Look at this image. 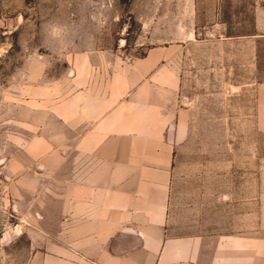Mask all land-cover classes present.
I'll return each mask as SVG.
<instances>
[{"label": "crops", "instance_id": "obj_1", "mask_svg": "<svg viewBox=\"0 0 264 264\" xmlns=\"http://www.w3.org/2000/svg\"><path fill=\"white\" fill-rule=\"evenodd\" d=\"M254 43L257 63L264 35ZM183 53L181 41L133 59L79 49L60 78L34 81L8 186L16 213L26 206L15 214L27 224L25 264H264V165L253 181L223 182L217 199L209 182L204 195L177 192L188 186L173 181L170 136L186 110L176 107ZM255 126L264 137V82Z\"/></svg>", "mask_w": 264, "mask_h": 264}, {"label": "rangeland", "instance_id": "obj_2", "mask_svg": "<svg viewBox=\"0 0 264 264\" xmlns=\"http://www.w3.org/2000/svg\"><path fill=\"white\" fill-rule=\"evenodd\" d=\"M261 35L264 0H0V264H25L30 254L27 224L18 219L26 206L16 213L8 186L15 136L29 133L34 81L60 78L64 57L79 49L133 59L159 43L183 42L176 107L186 110L170 133L173 181L188 184L179 193L199 188L203 195L211 183L217 199L223 182L253 181L264 165L255 126L264 44L255 63L254 41Z\"/></svg>", "mask_w": 264, "mask_h": 264}]
</instances>
